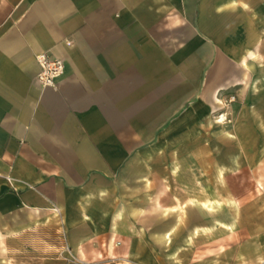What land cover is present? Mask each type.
Masks as SVG:
<instances>
[{"label": "crops", "instance_id": "0c3cea01", "mask_svg": "<svg viewBox=\"0 0 264 264\" xmlns=\"http://www.w3.org/2000/svg\"><path fill=\"white\" fill-rule=\"evenodd\" d=\"M261 61L264 0H0V264H200L215 218L150 148Z\"/></svg>", "mask_w": 264, "mask_h": 264}, {"label": "rangeland", "instance_id": "374dc122", "mask_svg": "<svg viewBox=\"0 0 264 264\" xmlns=\"http://www.w3.org/2000/svg\"><path fill=\"white\" fill-rule=\"evenodd\" d=\"M249 70L241 86L216 96L220 104H204L198 120H185L190 128L169 146L153 141L150 148L151 170L167 172L168 192L199 197L201 226L215 218V231L201 230L200 264H264V61ZM175 172L183 178H170ZM192 187L198 196L187 195Z\"/></svg>", "mask_w": 264, "mask_h": 264}, {"label": "built area", "instance_id": "2783aa9c", "mask_svg": "<svg viewBox=\"0 0 264 264\" xmlns=\"http://www.w3.org/2000/svg\"><path fill=\"white\" fill-rule=\"evenodd\" d=\"M38 65V82L45 88L56 90L58 82L65 71L63 61L41 54L36 57Z\"/></svg>", "mask_w": 264, "mask_h": 264}, {"label": "bare ground", "instance_id": "6f19581e", "mask_svg": "<svg viewBox=\"0 0 264 264\" xmlns=\"http://www.w3.org/2000/svg\"><path fill=\"white\" fill-rule=\"evenodd\" d=\"M218 122H220V120Z\"/></svg>", "mask_w": 264, "mask_h": 264}]
</instances>
